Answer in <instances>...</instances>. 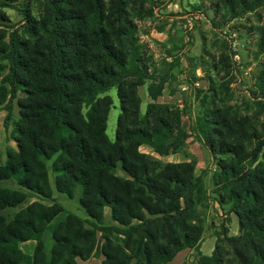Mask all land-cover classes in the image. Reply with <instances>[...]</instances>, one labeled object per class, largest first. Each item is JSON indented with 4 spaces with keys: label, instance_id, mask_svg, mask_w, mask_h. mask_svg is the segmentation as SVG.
<instances>
[{
    "label": "trees",
    "instance_id": "obj_1",
    "mask_svg": "<svg viewBox=\"0 0 264 264\" xmlns=\"http://www.w3.org/2000/svg\"><path fill=\"white\" fill-rule=\"evenodd\" d=\"M15 2L0 0L5 130L13 103L17 107L11 122L15 149H6L0 181L12 178L39 199L52 200L53 190L68 200L77 196L85 218L52 200L33 201L8 220L1 211L19 207L27 195L0 188V264H76L89 258H101L100 264H166L186 249L181 264H264V69L249 98L233 103L225 42L216 58L198 59L207 93L192 119V134L215 162L207 193V170L196 176L194 161L161 164L139 150L146 145L166 157L180 152L189 137L181 124L186 109L157 102L175 81L173 64L158 73L138 36V23L154 18L155 0ZM4 8L14 9L21 23H10ZM214 10L225 22L264 10V0H215ZM255 32L256 54L264 56V23ZM147 82L142 113L138 88ZM110 88L119 104L112 141L105 134ZM210 200L226 208L224 216L236 217L238 230L229 235L224 217L212 235V252L204 256L199 248L207 225L197 207L207 208ZM105 207L111 225L104 223ZM29 241L33 250L25 254L19 245Z\"/></svg>",
    "mask_w": 264,
    "mask_h": 264
},
{
    "label": "rangeland",
    "instance_id": "obj_2",
    "mask_svg": "<svg viewBox=\"0 0 264 264\" xmlns=\"http://www.w3.org/2000/svg\"><path fill=\"white\" fill-rule=\"evenodd\" d=\"M15 1V6H18L23 0ZM155 2L153 6L154 18L138 23L139 40L152 54L157 66V72L162 73L168 69L170 64H173L171 73L175 77L174 82L164 87L161 95L157 98V102L176 105L182 110L185 108L186 111H183L181 115L182 127L189 133V137H195L192 134V119L199 110L198 105L201 99L207 93V83L203 79L202 70L196 66L199 57L202 56L205 62L210 61V57L207 54L216 58L221 52V42H225L226 52L229 54L232 64L230 88L234 95L233 103H240L242 100L248 99L249 93L254 90L253 86L259 70L264 69V56L256 54L257 34L255 32V27L264 23V10H258L241 18L224 22L220 20L219 13L214 10L215 0H155ZM168 3L171 4V9L165 12V6ZM174 4L177 6L176 9L173 7ZM3 11L13 25L21 23L22 18L14 9L4 8ZM212 22L216 25H213ZM167 26H169L168 30L181 32L175 35L174 43L176 45L167 42L160 43L149 36L151 29L159 30ZM183 40L186 43H181L178 46L177 44H180ZM189 60H193L191 65ZM192 74L194 78H192ZM147 84L148 82L138 88V96L141 101L140 111L142 113L147 102L145 101V98H147ZM106 95L111 99V106L106 118L105 134L108 140L112 141L114 139L116 118L119 114V104L114 88L106 91ZM12 111L13 121L17 117L15 103H13ZM4 116L5 112L0 108V164L5 160L6 149H15V143L11 138L12 121L5 130L3 127ZM184 148V150L181 149L176 154L160 158L148 148L141 147L139 150L148 153V156L152 158H159L161 164L179 162L187 157L186 154L189 157L194 155L199 165H207L206 170L210 171V168L213 167V163L209 161L210 155L206 149H203L196 138L187 140ZM47 167L49 181L52 186L53 174L50 171L49 164ZM116 174L125 177V174L119 168L116 169ZM0 188L21 190L27 195L26 200L19 207L1 211V214L8 220L20 208L39 198L19 187L12 178L0 181ZM52 198L64 208V211L73 213L81 219L85 218L83 211L77 205V196L73 200H68L53 190ZM52 200L41 199L40 201H42V204L50 205ZM206 203V212H202L200 210L201 207H197L205 220H207V231L205 233L208 237L204 238L203 236L204 239L199 248L204 256H208L212 252L214 246V237L212 235L220 231L224 217L229 218V221L224 222V225L228 228L229 235L237 234L238 230L236 217L234 215L230 217L229 215L224 216L226 208L221 211L212 200ZM103 220L105 225L112 224L107 207L103 209ZM19 246L25 254H31L34 243L26 242Z\"/></svg>",
    "mask_w": 264,
    "mask_h": 264
},
{
    "label": "crops",
    "instance_id": "obj_3",
    "mask_svg": "<svg viewBox=\"0 0 264 264\" xmlns=\"http://www.w3.org/2000/svg\"><path fill=\"white\" fill-rule=\"evenodd\" d=\"M171 4L170 3H168V4H166V6H165V12L166 11H168V10H170L171 8ZM173 7H174V9H176L177 8V6L174 4L173 5ZM174 11H176V10H174ZM168 27L169 26H167V27H164V28H162V29H160V30H156V29H151V31H150V37H152L153 39H156L157 41H159L160 43H163V42H167V43H172V44H175L174 43V39H175V35H176V33H181V32H179V31H177V30H168ZM181 43H186V42H184V40L182 41V42H180V44H177L178 46L179 45H181ZM176 45V44H175ZM146 100L145 101H148V99L147 98H145ZM189 134V133H188ZM195 139V137H188L187 139H186V141L184 142V144H183V146H182V150H184L185 148H184V146L186 145V143H187V140H190V139ZM141 147H145V148H148L146 145H142ZM140 147V148H141ZM139 148V149H140ZM150 151H151V149L150 148H148ZM204 149V148H203ZM142 153H144V154H146V155H148V153H146V152H142ZM187 155V157H185V158H183V160H181V161H179V162H185V161H194L195 162V167H194V174L196 175V176H198V175H200L201 174V172L202 171H204V170H206L207 168H206V166L207 165H199V162L196 160V157L193 155V156H188V154H186ZM157 159H159V158H157ZM209 161L211 162V163H213V167H211L210 168V171L208 170L207 171V173L203 176V187H204V190L208 193L209 191H210V189L212 188V181H211V174H212V172L216 169V166H215V162L213 161V159L209 156ZM174 163H176V162H174ZM41 199H39V198H36L35 199V201H39V202H42V201H40ZM200 208V207H199ZM200 210L202 211V212H206V209L205 208H200ZM197 212H198V214L204 219V221L205 222H207V220H205V218L202 216V214L199 212V209L197 208ZM207 231V229L205 230V232ZM204 232V234H203V236H204V238H207L208 236H206V233ZM203 238V239H204ZM29 242H31V241H29ZM188 255H189V250H182V251H180L179 253H177L175 256H174V258L170 261V262H168V263H166V264H181L182 263V261L185 259V258H187L188 257ZM100 261H101V258H89L88 260H86V261H81V260H76V264H100Z\"/></svg>",
    "mask_w": 264,
    "mask_h": 264
}]
</instances>
